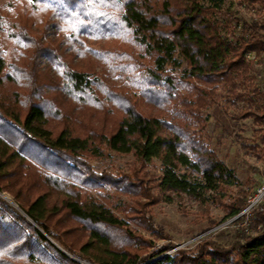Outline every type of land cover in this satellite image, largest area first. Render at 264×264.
Masks as SVG:
<instances>
[{
    "label": "trees",
    "instance_id": "trees-1",
    "mask_svg": "<svg viewBox=\"0 0 264 264\" xmlns=\"http://www.w3.org/2000/svg\"><path fill=\"white\" fill-rule=\"evenodd\" d=\"M225 2L0 6V193L18 206L0 196V264H264V203L236 221L249 224L241 240L225 245L214 231L192 251L159 258L173 246L147 252L151 243L125 222L134 210L100 194L109 186L150 199L139 173L154 160L164 166V192L207 202L202 192L223 191L231 180L192 120H200L208 88L235 89L249 73V53L264 56V19L241 20ZM251 115L264 118L244 117ZM110 151L133 155L140 168L122 179L96 172L90 161ZM247 198L227 204V216L240 215ZM70 219L81 227L65 226ZM132 222L167 238L147 217Z\"/></svg>",
    "mask_w": 264,
    "mask_h": 264
},
{
    "label": "rangeland",
    "instance_id": "rangeland-1",
    "mask_svg": "<svg viewBox=\"0 0 264 264\" xmlns=\"http://www.w3.org/2000/svg\"><path fill=\"white\" fill-rule=\"evenodd\" d=\"M9 2L10 0H0V6L5 7ZM223 8L249 23L264 19L262 3L252 5L242 0H226ZM262 33L264 34V30ZM249 63L251 65L247 77L238 80L235 89L225 84L208 88L211 95L206 99L207 105L201 109L200 120H192V130L198 132V136L233 172L223 191L202 192V198L207 202L187 193L164 192L159 187L160 178L164 174V166L159 160L145 165L139 173L138 184L145 182L152 196L150 199L124 195L115 187L104 186L105 188L100 189V194L107 199L106 203H109V198L111 202L114 198H119L134 210L133 213H127L130 218L120 213L118 215L126 218L125 222L134 233L151 243L153 248L146 249L147 252L171 245L173 247L169 252L159 258L185 250L192 251L202 239L211 236L214 232L212 229L216 228L218 233L213 234V240L219 243L227 245L241 240L242 234L239 231L246 227L243 222L239 224L230 221L226 205L245 195H252L264 186V118L257 119L253 115L244 117L247 112L264 114V56L261 59L251 58ZM183 66L186 67L185 64ZM133 94L138 95L139 92ZM237 94L244 98H239ZM109 154L110 157L106 159L90 161L96 172H107L114 178L122 179L131 176L133 169L140 168V163L133 155L112 151ZM185 173L190 176V172L182 168L181 174ZM0 196L18 209L16 202L8 194L0 193ZM138 204L141 206L138 207ZM136 216L147 217L167 238L153 236L134 224L132 219ZM64 224L67 227H81L71 219ZM247 227L249 228V224Z\"/></svg>",
    "mask_w": 264,
    "mask_h": 264
},
{
    "label": "built area",
    "instance_id": "built-area-1",
    "mask_svg": "<svg viewBox=\"0 0 264 264\" xmlns=\"http://www.w3.org/2000/svg\"><path fill=\"white\" fill-rule=\"evenodd\" d=\"M248 60L251 58L255 59V54L253 53H249V55L247 56ZM264 203V186L258 188L256 190V192H254V194L249 195L247 198V208L242 211L240 213V215L234 217V218H230V221H234L236 222L241 216H249L252 212V210L254 209V207L258 206L259 204ZM243 225L246 227L245 231L249 232V228L248 226V222H244ZM216 229H212V231H216ZM211 231V232H212Z\"/></svg>",
    "mask_w": 264,
    "mask_h": 264
}]
</instances>
